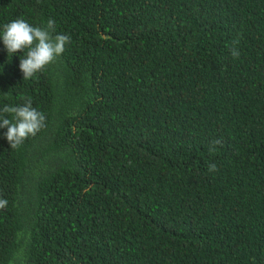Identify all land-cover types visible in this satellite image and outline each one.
<instances>
[{"label": "trees", "instance_id": "16d2710c", "mask_svg": "<svg viewBox=\"0 0 264 264\" xmlns=\"http://www.w3.org/2000/svg\"><path fill=\"white\" fill-rule=\"evenodd\" d=\"M18 18L71 40L24 80L0 39V108L46 117L0 129V264H264V0H0Z\"/></svg>", "mask_w": 264, "mask_h": 264}, {"label": "clouds", "instance_id": "9594fccd", "mask_svg": "<svg viewBox=\"0 0 264 264\" xmlns=\"http://www.w3.org/2000/svg\"><path fill=\"white\" fill-rule=\"evenodd\" d=\"M54 21L49 19L46 27L33 26L24 19L18 18L3 25L0 39L9 55L23 53L20 58V71L24 80L31 79L36 73L45 69L60 57L70 43V36L53 35ZM238 50H232V56L238 58ZM10 117V118H6ZM46 117L32 105L30 99L19 106L4 105L0 108V129H7L4 137L12 149L19 147L29 136H35L45 127ZM219 140L209 146V153L217 151ZM209 171H217L214 163L209 164ZM8 201L0 198V209Z\"/></svg>", "mask_w": 264, "mask_h": 264}]
</instances>
